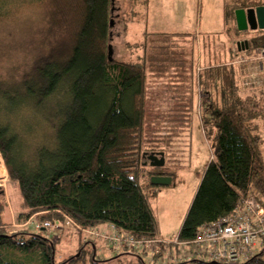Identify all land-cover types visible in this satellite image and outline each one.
<instances>
[{
  "label": "trees",
  "instance_id": "obj_1",
  "mask_svg": "<svg viewBox=\"0 0 264 264\" xmlns=\"http://www.w3.org/2000/svg\"><path fill=\"white\" fill-rule=\"evenodd\" d=\"M115 1L0 0V153L25 218L35 215L42 224L69 216L84 227L113 223L137 237L155 236L151 198L159 186L151 177L175 180L176 130L200 106L213 157L178 233L191 240L252 191L264 195V87L242 85L234 63L207 66L197 73L198 100L190 50L170 33L136 43L144 50L138 62L110 59ZM261 4L235 0L225 19L236 22V9ZM22 6L34 10L21 19ZM257 47L264 48L261 29L246 50ZM153 77H170L168 84L184 90L169 98L179 102L168 112L151 104ZM159 147L166 163L152 166L148 156ZM5 194L0 188V264H104L125 253L97 260L92 246L88 259L83 245L57 262L56 241L40 230L7 229ZM225 263L194 257L175 264ZM240 264H264V244Z\"/></svg>",
  "mask_w": 264,
  "mask_h": 264
},
{
  "label": "rangeland",
  "instance_id": "obj_2",
  "mask_svg": "<svg viewBox=\"0 0 264 264\" xmlns=\"http://www.w3.org/2000/svg\"><path fill=\"white\" fill-rule=\"evenodd\" d=\"M17 1L11 0L10 3H17ZM234 2L235 0H116L114 4L116 17L111 43L113 57L123 62H138L144 50L142 45H136V43L144 42L150 34L170 33L178 35L190 50L195 68V81H192L190 88L198 100L202 99L203 94L198 84L197 73L207 66L234 63L239 69V79L242 85L247 79L253 81L258 76L257 74L264 71V48L257 47L249 52L244 48L239 49L238 42L250 41L259 34L260 29L240 32L237 23L232 18L225 19L226 4L231 7ZM33 10V6H22L21 11L16 14L22 19L24 18L22 14L30 15ZM188 33L189 36L184 35ZM239 64H242V69ZM172 80L170 77L151 78L150 100L152 106L157 107L158 111L168 112L169 108H174L176 102L179 101H170L169 98L178 91H184L177 90L180 88L178 85L168 84ZM257 85L251 84L250 86ZM196 114L197 117L195 115L191 117L188 125L185 122L181 124L180 130H176L178 133L174 145L176 151L171 156L176 159L172 162L177 165L175 180H172L170 185L159 186L155 188L156 191H153L152 208L157 218L159 231L156 236L174 238L178 235L204 169L212 157L210 141L207 135H204V131L207 134V130L200 120V114H202L200 106L197 107ZM161 148L153 152H161ZM262 150L264 156V143ZM0 188L6 191L7 208L12 216L11 222L6 223L7 229L11 232L24 229L34 232L40 230L56 241L55 259L57 262L74 253L79 254L83 245L88 259L93 256V247L98 251L97 260L115 255L103 239L92 240L86 236V233L63 222H55L51 225L48 221H44L40 224L35 215L25 218V215L21 213L23 210L21 193L15 183L9 179L8 169L1 153ZM261 248L258 247L256 250ZM122 250L125 252L123 255L104 264H143L138 252L128 247L120 251ZM194 257L208 260V257L202 255L191 256V258ZM144 258L146 259L143 256ZM245 261L246 258L241 257L231 264H240Z\"/></svg>",
  "mask_w": 264,
  "mask_h": 264
},
{
  "label": "built area",
  "instance_id": "obj_3",
  "mask_svg": "<svg viewBox=\"0 0 264 264\" xmlns=\"http://www.w3.org/2000/svg\"><path fill=\"white\" fill-rule=\"evenodd\" d=\"M251 84L257 85V77L244 82L247 86ZM64 224L86 233L92 240L103 239L114 253L124 247L135 250L146 257L148 264H175L193 255L231 263L241 257L249 258L264 244V195L252 191L231 214L200 225L191 240H181L178 235L137 237L113 223L84 227L69 216H65Z\"/></svg>",
  "mask_w": 264,
  "mask_h": 264
},
{
  "label": "water",
  "instance_id": "obj_4",
  "mask_svg": "<svg viewBox=\"0 0 264 264\" xmlns=\"http://www.w3.org/2000/svg\"><path fill=\"white\" fill-rule=\"evenodd\" d=\"M237 27L240 31L243 30H264V4L250 8H238L235 11ZM113 24V22H112ZM239 49H248L249 41L238 42ZM110 59L113 58V47L109 46ZM160 155V157H159ZM152 166H164L166 163L165 152H152L148 156ZM172 176L168 175H153L151 183L155 186L170 185L172 183ZM229 264V263H225Z\"/></svg>",
  "mask_w": 264,
  "mask_h": 264
},
{
  "label": "crops",
  "instance_id": "obj_5",
  "mask_svg": "<svg viewBox=\"0 0 264 264\" xmlns=\"http://www.w3.org/2000/svg\"><path fill=\"white\" fill-rule=\"evenodd\" d=\"M239 66H240V68L242 69L243 68V66H242V64H239ZM242 66V67H241ZM254 74V73H253ZM252 74V75H253ZM258 76H257V83H258V85L257 86H262V87H264V71H262L261 72V74H257ZM246 80V79H245ZM248 80V79H247ZM242 83V82H241ZM243 84H244V82H243ZM204 135L206 136V134H205V131H204ZM212 152V151H211ZM213 157V156H212ZM211 157V158H212ZM199 186V185H198ZM153 191H156V189H153ZM8 215V217H6ZM5 220L6 221H9L8 223H10L11 222V220H12V216L10 215V210L7 212V214L5 215Z\"/></svg>",
  "mask_w": 264,
  "mask_h": 264
}]
</instances>
